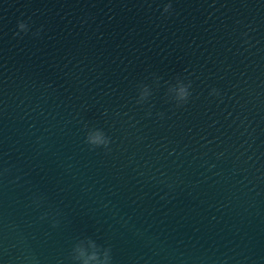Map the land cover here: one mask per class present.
<instances>
[{"label": "water", "instance_id": "water-1", "mask_svg": "<svg viewBox=\"0 0 264 264\" xmlns=\"http://www.w3.org/2000/svg\"><path fill=\"white\" fill-rule=\"evenodd\" d=\"M167 2L0 0V264H264V0Z\"/></svg>", "mask_w": 264, "mask_h": 264}, {"label": "clouds", "instance_id": "clouds-1", "mask_svg": "<svg viewBox=\"0 0 264 264\" xmlns=\"http://www.w3.org/2000/svg\"><path fill=\"white\" fill-rule=\"evenodd\" d=\"M173 11L171 0L165 3L162 9L163 14H171ZM236 23H240L237 21ZM17 31L13 33L14 36H21V34H27L29 31V24L25 21L17 22ZM247 27V26H246ZM39 29L33 33V35H39ZM243 37H247V32L241 34ZM244 44H248V39H244ZM157 81L159 78H156ZM167 83V82H165ZM192 81L188 80L187 77L176 78L175 84H169L167 88L166 95L168 99L174 102L176 108H181L189 102L190 97L192 96ZM151 91L147 85L139 86V94L136 99L137 104H143L150 96ZM209 95L219 96L218 89H211ZM107 110L104 113L106 114ZM147 115H151V112H148ZM158 116L163 117V113H157ZM84 143L90 147V149L103 148L105 151H110L109 145L111 143V138L105 134L102 129L92 128L89 129L85 135ZM43 218V217H42ZM90 244L92 251L90 254H86L84 250V245ZM78 253V254H76ZM71 259L73 261H79L80 264H89V261H93L94 264H111V249L110 247H104L101 249V246L98 245L93 239L85 237L77 241L71 251Z\"/></svg>", "mask_w": 264, "mask_h": 264}]
</instances>
